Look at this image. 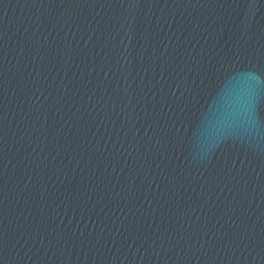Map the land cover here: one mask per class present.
<instances>
[{"label": "water", "instance_id": "water-1", "mask_svg": "<svg viewBox=\"0 0 264 264\" xmlns=\"http://www.w3.org/2000/svg\"><path fill=\"white\" fill-rule=\"evenodd\" d=\"M0 264H264V0H0Z\"/></svg>", "mask_w": 264, "mask_h": 264}]
</instances>
